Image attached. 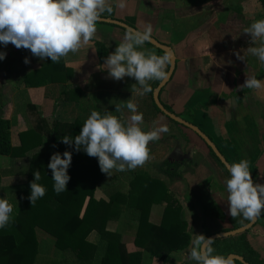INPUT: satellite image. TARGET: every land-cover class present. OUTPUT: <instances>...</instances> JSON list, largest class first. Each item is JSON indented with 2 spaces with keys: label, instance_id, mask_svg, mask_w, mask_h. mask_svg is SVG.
Returning a JSON list of instances; mask_svg holds the SVG:
<instances>
[{
  "label": "crops",
  "instance_id": "0c3cea01",
  "mask_svg": "<svg viewBox=\"0 0 264 264\" xmlns=\"http://www.w3.org/2000/svg\"><path fill=\"white\" fill-rule=\"evenodd\" d=\"M110 2L113 12H104L101 18L138 30L150 25L151 38L172 50L175 68L160 92L161 103L203 131L229 163L246 159L253 182L264 184V63L247 51L250 46H259V41L253 44L251 35L243 32L254 19L264 18V0H125L124 8L116 7V0ZM96 27L89 45L70 52L55 65L50 58L33 56L28 49L0 43V52L6 53L5 59L0 60V119L10 122V139L15 149L23 146L24 137L28 146L43 140V144L31 146L25 153L0 154V198L13 205V216L18 214L17 189L27 181L33 156L49 148L57 121H85L92 110L101 114L108 111L127 121L132 113L126 105L132 101L143 114L140 126L144 131L151 130L157 121L166 124L169 131L149 142L150 156L142 167L114 169L115 182L126 191L134 174L162 180L183 208L191 241L195 234L211 236L233 229L227 201V168L199 134L157 112L148 93L132 94L131 85L137 83L134 78L115 80L109 76L104 68L106 58L100 59L96 43L104 44L109 55L121 42L126 28L102 20ZM143 48L163 55L150 42ZM25 57L29 63L24 62ZM48 62V67L57 71L52 74L44 69L42 83H26L27 75L40 71ZM246 73L255 75L262 87L239 88ZM159 82L149 83L154 86ZM166 160L184 168V177L170 180L162 174L159 167ZM95 197L109 201L101 188ZM165 208V201L152 205V224L162 223ZM260 216L264 223V211ZM263 223L253 226L247 239L264 262ZM136 229L137 223L127 214L106 224L109 233L124 237L129 252L141 251L133 240ZM36 237L38 253L34 264H72L64 259V251L53 235L37 228ZM88 240L99 245L102 236L94 230ZM191 246L190 242L185 249L172 251L169 264H196L188 256ZM142 264L165 263L144 254Z\"/></svg>",
  "mask_w": 264,
  "mask_h": 264
},
{
  "label": "clouds",
  "instance_id": "9594fccd",
  "mask_svg": "<svg viewBox=\"0 0 264 264\" xmlns=\"http://www.w3.org/2000/svg\"><path fill=\"white\" fill-rule=\"evenodd\" d=\"M116 7L124 8L125 0H116ZM104 12H113L110 0H0V43H11L17 49L30 50L41 60L50 58L57 63L70 52L76 53L90 44ZM243 32L251 35L253 44L259 41V46H250L247 51L264 63V18L254 19ZM151 33L150 25L143 30L129 27L104 62L111 78L121 80L127 76L136 80L131 85L132 94L143 96L152 91L150 81H163L168 76L166 68L172 62L171 52L165 50L163 55H157L143 48L151 41ZM5 57L6 53L0 52V60ZM24 62L29 63L27 57ZM238 87L259 89L262 84L255 75L246 73L244 83ZM126 107L132 113L127 121L108 111L101 114L92 110L79 134L74 138L64 136L62 142L74 143L76 151L83 148L88 156L98 158L100 170L109 176L113 169L126 171L142 167L150 156L149 142L159 140L169 128L157 121L151 130L144 131L140 126L143 114L138 112L136 103L129 101ZM116 111L120 108L116 107ZM71 160L72 153L67 150L63 155L59 152L51 155L48 168L57 194L67 190ZM225 167L230 173L226 179L230 216L235 219L242 215L247 220H255L264 211V184L253 182L246 159ZM33 175L28 197L32 205L46 193L45 187L37 183L41 179L40 171L36 170ZM12 213L13 205L6 198H0V228L9 224ZM213 243L214 238L195 234L189 259L196 264H232L231 257L214 254Z\"/></svg>",
  "mask_w": 264,
  "mask_h": 264
},
{
  "label": "trees",
  "instance_id": "16d2710c",
  "mask_svg": "<svg viewBox=\"0 0 264 264\" xmlns=\"http://www.w3.org/2000/svg\"><path fill=\"white\" fill-rule=\"evenodd\" d=\"M96 45L100 59H105L108 51L104 44L97 42ZM159 50L164 54L163 50ZM50 63L43 65L40 71L27 75L26 83L35 85L42 83L44 69L52 74L57 71L51 66L48 67ZM169 66L170 64L166 71ZM67 71L72 75L71 70ZM157 85L151 86L152 91L148 95L153 98V106L157 112H161L154 100ZM84 122L83 119L70 123L57 121L49 139V148L33 156L27 181L17 189L19 212L15 216L12 215L6 227L0 228V264H34L38 253L37 228L55 237L57 246L64 251V259L72 261V264H88L95 261L97 264H142L144 254L169 264L171 252L185 249L191 242L189 224L184 218L180 202L168 192L162 180L148 178L142 174H134L128 190L124 191L121 184L115 182L114 169L109 176L100 170L98 158L88 156L83 148L76 151L74 143L64 144L62 138L64 136L74 138L79 134ZM9 129L10 122L0 119V154L17 155L25 153L31 146L43 144L41 139L28 146L24 137L23 146L15 149L11 143ZM66 150L72 153L68 168L70 180L67 183V190L57 194L53 190L54 181L48 164L53 153L59 152L63 155ZM36 170H39L41 175L37 183L45 187L46 193L32 205L28 197L31 194L30 182L34 180L33 173ZM159 171L170 180L183 178L186 173L184 168L174 166L168 160L160 165ZM98 188L106 192L109 201L96 199L95 192ZM161 201L166 202L162 223L154 225L150 222L151 207ZM123 214L131 216L137 223L133 240L141 251L129 252L120 233L112 234L106 230V224L110 219H119ZM230 221L233 229L250 222L242 215L235 219L232 217ZM257 223H263L260 215ZM94 230L102 236L99 245H94L88 240V235ZM250 230L214 241L212 245L215 249L214 254L226 258L237 254L249 264H264L247 239ZM234 264L243 263L235 260Z\"/></svg>",
  "mask_w": 264,
  "mask_h": 264
},
{
  "label": "water",
  "instance_id": "95a60500",
  "mask_svg": "<svg viewBox=\"0 0 264 264\" xmlns=\"http://www.w3.org/2000/svg\"><path fill=\"white\" fill-rule=\"evenodd\" d=\"M102 21H107V22H112V23H115V24H118L120 26H123L125 28H129L130 26L123 23V22H118V21H113V20H110V19H104V18H101ZM132 28V27H131ZM134 29V28H133ZM150 43L154 44L155 46H157L158 48L160 49H163L164 51L165 50H169L172 54V62L170 63V67H169V70L167 71L168 73V76L165 80L161 81L157 87L155 88L154 90V99H155V103L157 104V106L160 108V110L165 114L167 115L168 117H170L171 119L179 122L180 124H183L189 128H191L192 130H194L197 134H199L205 141L206 143L211 147V149L214 151V153L216 154V156L221 160V162L226 165V164H230L226 159L225 157L222 155V153L219 151V149L217 148V146L212 142V140L204 133L202 132L197 126L187 122L186 120H184L183 118L179 117L178 115L174 114L173 112L169 111L168 109H166V107L161 103L160 101V92L162 90V88L168 83V81L170 80V78L172 77V74L174 72V68H175V59H174V56H173V52L170 48L166 47V46H163L161 43H159L157 40H155L154 38H151V41ZM257 219L258 217L255 219V220H252L250 221L249 223L239 227V228H236V229H232V230H228V231H225V232H220V233H216V234H213L209 237H212L214 238V241L218 240V239H222V238H228V237H231V236H237V235H240L250 229H252V227L257 223ZM231 257V261H232V264L234 263L235 260H239L241 261L243 264H249L247 261H245V259L240 256V255H237V254H232L230 255Z\"/></svg>",
  "mask_w": 264,
  "mask_h": 264
},
{
  "label": "flooded vegetation",
  "instance_id": "af4514ba",
  "mask_svg": "<svg viewBox=\"0 0 264 264\" xmlns=\"http://www.w3.org/2000/svg\"><path fill=\"white\" fill-rule=\"evenodd\" d=\"M126 24V23H125ZM125 28V27H124ZM127 29V28H126ZM152 44V43H151ZM164 46V45H163ZM160 49V48H159ZM161 50H163V49H161ZM164 51V50H163ZM170 67V66H169ZM169 70V69H168ZM167 70V71H168ZM160 83V82H159ZM167 109V108H166ZM170 111V110H169ZM162 112V111H161ZM163 113V112H162ZM164 114V113H163ZM175 114V113H174ZM165 115V114H164ZM177 115V114H176ZM167 116V115H166ZM168 117V116H167ZM180 117V116H179ZM169 119H170V121H172L173 119H171L170 117H168ZM172 122H174V123H177V124H180L179 122H177V121H175V120H173ZM190 123V122H189ZM183 125V124H182ZM185 126V125H184ZM196 126V125H195ZM187 127V126H186ZM203 132V131H202ZM201 137V136H200ZM202 138V137H201ZM203 139V138H202ZM204 140V139H203ZM205 141V140H204ZM206 142V141H205ZM209 146V145H208ZM210 147V146H209ZM211 148V147H210ZM212 150V149H211ZM213 151V150H212ZM214 152V151H213ZM219 159V158H218ZM220 160V159H219ZM221 161V160H220ZM223 164V163H222ZM224 165V164H223ZM225 166V165H224ZM234 264V263H233Z\"/></svg>",
  "mask_w": 264,
  "mask_h": 264
}]
</instances>
